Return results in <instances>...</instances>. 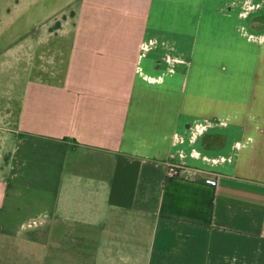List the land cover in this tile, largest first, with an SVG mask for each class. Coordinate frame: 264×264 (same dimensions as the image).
<instances>
[{
	"label": "crops",
	"instance_id": "crops-1",
	"mask_svg": "<svg viewBox=\"0 0 264 264\" xmlns=\"http://www.w3.org/2000/svg\"><path fill=\"white\" fill-rule=\"evenodd\" d=\"M0 264H264V0H0Z\"/></svg>",
	"mask_w": 264,
	"mask_h": 264
},
{
	"label": "rangeland",
	"instance_id": "rangeland-1",
	"mask_svg": "<svg viewBox=\"0 0 264 264\" xmlns=\"http://www.w3.org/2000/svg\"><path fill=\"white\" fill-rule=\"evenodd\" d=\"M146 45H149V43H141L140 45V50L142 52H145L147 50ZM152 46H155L156 43H151ZM172 46H170L169 51H172ZM191 60V59H190ZM136 62L137 65V75L140 76L141 78H146L149 80V77L147 75H156L160 74L157 76L156 80L150 79L151 81H159L161 77L163 78H168L169 80L173 81V85L175 87V80H176V73H177V58L172 57V56H165L163 58L155 59L152 60L151 63L148 62L147 59H142L140 57L132 59V67L134 66V63ZM190 65V64H188ZM140 66H143L144 72L140 70ZM158 67V68H156ZM159 76H161L159 78ZM153 78V77H152ZM149 80V81H150Z\"/></svg>",
	"mask_w": 264,
	"mask_h": 264
}]
</instances>
